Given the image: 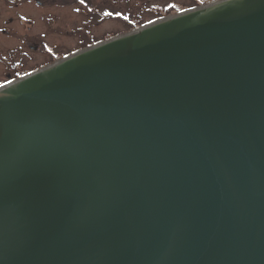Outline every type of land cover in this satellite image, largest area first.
<instances>
[{"label":"water","instance_id":"95a60500","mask_svg":"<svg viewBox=\"0 0 264 264\" xmlns=\"http://www.w3.org/2000/svg\"><path fill=\"white\" fill-rule=\"evenodd\" d=\"M0 264H264V0L0 87Z\"/></svg>","mask_w":264,"mask_h":264},{"label":"flooded vegetation","instance_id":"af4514ba","mask_svg":"<svg viewBox=\"0 0 264 264\" xmlns=\"http://www.w3.org/2000/svg\"><path fill=\"white\" fill-rule=\"evenodd\" d=\"M147 1L0 0V86L110 34L99 25L138 21Z\"/></svg>","mask_w":264,"mask_h":264},{"label":"rangeland","instance_id":"374dc122","mask_svg":"<svg viewBox=\"0 0 264 264\" xmlns=\"http://www.w3.org/2000/svg\"><path fill=\"white\" fill-rule=\"evenodd\" d=\"M190 1H194V0H148V6H150L149 4H151L152 6H156L155 8H145V10H143L141 12V15L138 16L137 19H139L141 22L137 25H135L134 27H130L129 24L127 23H122V22H119V21H115L113 23H109V24H102V25H99V33H103V31H107V32H110L109 35L103 37V38H100V39H96L95 41H91L89 42L91 45L96 43L97 41H103L105 39H109L111 37H114L116 35H119V34H122V33H125V32H128L134 28H138V27H141L142 25L156 19V18H160V17H164V16H168L170 14H174L175 12L173 11H168L166 12L167 9H187L188 7H192V6H195V5H192L194 3L191 4ZM150 9V10H149ZM52 11H55V9H51ZM138 10H135V12H137ZM178 12V11H176ZM159 14H162L161 16ZM121 23V24H120ZM62 57V56H61ZM59 57V58H61ZM54 61V60H53ZM51 61V62H53ZM45 62H48L46 59H45ZM50 61L48 62V64L51 63ZM46 64V65H48ZM44 65V66H46Z\"/></svg>","mask_w":264,"mask_h":264},{"label":"trees","instance_id":"16d2710c","mask_svg":"<svg viewBox=\"0 0 264 264\" xmlns=\"http://www.w3.org/2000/svg\"><path fill=\"white\" fill-rule=\"evenodd\" d=\"M209 1H212V0H194V4H192V5H195V6H197V5H199V4H201V3H204V2H209ZM181 9H173V10H171L170 8L169 9H167L166 10V12H168V11H174V12H176V11H180ZM169 13V12H168ZM160 16L162 15V14H159ZM138 22L140 23L141 21L140 20H138V21H133L131 24H129V26L130 27H134L135 25H137L138 24ZM90 44V43H89Z\"/></svg>","mask_w":264,"mask_h":264},{"label":"snow or ice","instance_id":"6c2138e0","mask_svg":"<svg viewBox=\"0 0 264 264\" xmlns=\"http://www.w3.org/2000/svg\"><path fill=\"white\" fill-rule=\"evenodd\" d=\"M81 2H83V0H81Z\"/></svg>","mask_w":264,"mask_h":264}]
</instances>
